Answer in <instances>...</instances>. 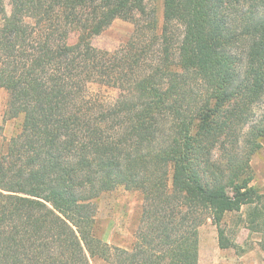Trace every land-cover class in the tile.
<instances>
[{
  "label": "trees",
  "instance_id": "1",
  "mask_svg": "<svg viewBox=\"0 0 264 264\" xmlns=\"http://www.w3.org/2000/svg\"><path fill=\"white\" fill-rule=\"evenodd\" d=\"M0 0L3 120L22 117L0 149V264H199L211 219L243 213L261 233L264 185L252 156L264 138V0ZM120 16L127 42H69L80 24L100 34ZM98 83L113 103L87 99ZM143 194L131 248L94 233L96 198Z\"/></svg>",
  "mask_w": 264,
  "mask_h": 264
},
{
  "label": "rangeland",
  "instance_id": "2",
  "mask_svg": "<svg viewBox=\"0 0 264 264\" xmlns=\"http://www.w3.org/2000/svg\"><path fill=\"white\" fill-rule=\"evenodd\" d=\"M147 12L154 14L158 20V29L163 23V0H145ZM12 4L6 1L9 12ZM1 23V16H0ZM134 29V22L127 17H117L100 34H93L80 24L71 27L69 42L90 40L98 48L113 50L125 44ZM116 88L93 83L90 84L85 96L87 99L105 103H113L118 97ZM8 100L7 91L0 87V149H7L10 138L16 134L22 123V117L3 120L4 110ZM264 107V102L261 103ZM255 172L254 185H264V138L262 147L251 160ZM143 194L136 189L124 186L101 193L96 198L97 212L94 221L95 235L112 245L131 248L135 240L142 207ZM243 213L228 214L225 217L226 236L238 247L221 248L218 240V229L211 219H208L199 229V264H264V252L260 247L261 233L250 232L245 226ZM92 264H110L100 257H91Z\"/></svg>",
  "mask_w": 264,
  "mask_h": 264
}]
</instances>
